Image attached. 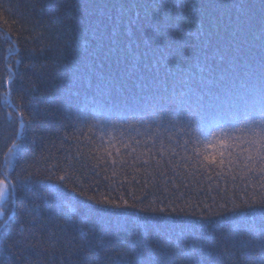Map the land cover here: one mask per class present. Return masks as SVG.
<instances>
[{
    "label": "trees",
    "instance_id": "obj_1",
    "mask_svg": "<svg viewBox=\"0 0 264 264\" xmlns=\"http://www.w3.org/2000/svg\"><path fill=\"white\" fill-rule=\"evenodd\" d=\"M262 119L264 0H0V264H264Z\"/></svg>",
    "mask_w": 264,
    "mask_h": 264
},
{
    "label": "snow or ice",
    "instance_id": "obj_2",
    "mask_svg": "<svg viewBox=\"0 0 264 264\" xmlns=\"http://www.w3.org/2000/svg\"><path fill=\"white\" fill-rule=\"evenodd\" d=\"M252 135L256 138H258L257 140H254L252 141V143H260L261 146H264V119L260 120V121H257L255 122V127L252 129ZM207 139V138H205ZM221 149H225L228 147V145L224 142L221 143L220 145ZM12 149L10 148L9 149V152H11ZM224 155V152L221 151L220 153V156L221 158L223 157ZM262 159H264V156H262ZM211 161L213 163L216 162V157L213 156L211 157ZM222 162V160H221ZM0 175H2L4 178L3 179H0V202H4L6 201V199L14 194L15 192V185H12L10 180H9V177H8V174L6 172H3V173H0ZM61 179H63V177H61ZM101 203H111V201H108L106 199H103L100 201ZM115 207H120L119 204H116ZM74 211V209H73Z\"/></svg>",
    "mask_w": 264,
    "mask_h": 264
},
{
    "label": "rangeland",
    "instance_id": "obj_3",
    "mask_svg": "<svg viewBox=\"0 0 264 264\" xmlns=\"http://www.w3.org/2000/svg\"><path fill=\"white\" fill-rule=\"evenodd\" d=\"M13 155H14L13 153H11V154L9 155V161L12 160ZM4 202H5V201H4ZM4 202H0V208H1V206H2V204H3ZM0 215H1V212H0Z\"/></svg>",
    "mask_w": 264,
    "mask_h": 264
}]
</instances>
